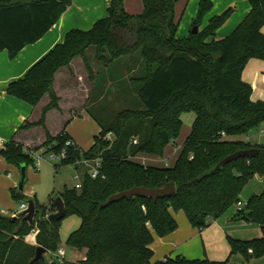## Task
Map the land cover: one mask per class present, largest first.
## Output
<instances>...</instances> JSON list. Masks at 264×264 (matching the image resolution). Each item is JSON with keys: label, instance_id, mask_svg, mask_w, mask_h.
Instances as JSON below:
<instances>
[{"label": "trees", "instance_id": "1", "mask_svg": "<svg viewBox=\"0 0 264 264\" xmlns=\"http://www.w3.org/2000/svg\"><path fill=\"white\" fill-rule=\"evenodd\" d=\"M73 0H0V53L7 50L11 59L29 44L40 40L61 18ZM179 0H143L140 14H130L124 0H110L108 16L97 20L88 30L73 29L65 40L34 64L23 77L6 87L9 95L36 106L45 95L38 122L46 128L49 110L59 108L54 90L56 73L81 56L93 75L86 50L95 46L97 56L114 64L140 51L143 69L131 78L136 84L138 104L118 111L114 119L95 117L100 132L89 150L66 147L67 157L55 164L77 165L83 158L101 157V175L92 178L85 170L81 189L64 186L59 192L67 214L78 215L81 225L73 231L67 244L83 251L79 261L40 260L31 263L36 249L57 252L61 243V220L46 221L56 211L52 196L41 205L36 196L34 222L17 219L0 212V264H226L205 259H188L182 255L153 261L151 245L155 236L166 237L178 229L173 212L183 211L191 225L200 230L212 220L237 206L241 194L255 177L264 178V144L230 139L248 134L264 121V100L252 99V86L243 80V71L253 59H264V0H248L250 12L226 37L216 39V31L225 25L235 8L229 7L211 18L199 32L185 38L177 36ZM212 0H200L192 27H201L212 10ZM212 38V39H211ZM105 55H107L105 58ZM129 65V64H128ZM98 99H95L97 102ZM194 112L195 120L184 141L176 163L171 167L145 165L133 158L140 153L163 155L167 145L179 136L182 114ZM114 138L109 139L108 135ZM137 139V143H134ZM73 140L66 129L56 136L46 129L42 147L60 152ZM259 148L252 157L239 158L213 171L226 156L239 150ZM30 148L15 140L0 147V154L19 170L35 166ZM36 167V166H35ZM174 182L176 192L166 198L122 199L103 206L113 194L135 186L159 188ZM17 189L13 197H17ZM235 220L256 223L262 235L243 240L227 236L231 256L240 254L245 261L264 256V191L253 194ZM37 229L36 244L26 237Z\"/></svg>", "mask_w": 264, "mask_h": 264}, {"label": "crops", "instance_id": "2", "mask_svg": "<svg viewBox=\"0 0 264 264\" xmlns=\"http://www.w3.org/2000/svg\"><path fill=\"white\" fill-rule=\"evenodd\" d=\"M183 1L186 6L187 0ZM194 1H198L197 6H199L200 0ZM212 1L214 2V6L203 18L200 28H203L204 25L208 24L211 18L222 13L227 8H235L234 13L231 15L227 23L216 31L214 35V38L216 39L229 35L251 10L248 0ZM178 2L176 3V17ZM124 4L125 9L130 14H140L144 9L143 0H124ZM109 6L110 0H73L71 5L61 16L60 20L40 40L24 47L16 58L11 59L7 50H3L0 53V147L11 140H15L23 144L25 148L38 149V147L46 140V129L53 136H56L59 132L66 129L74 142L84 150H89L94 145L95 136L101 129L98 123L97 128L96 126L95 129L92 128V133L89 136H83L82 133L76 132L71 124L74 123L78 117H82L84 113L86 114L88 112L87 110H82L78 115H75V117L66 119L65 114H62L58 109H53L48 111L46 115V128L40 125H34L22 129L21 126L27 122L35 123L40 120L43 107L50 101L49 96L45 95L38 105L33 106L25 100L9 95L6 92V87L10 82L23 77L25 73L42 57L51 51L57 44L62 43L69 31L73 29L88 30L97 20L107 17ZM204 19L207 20H205L206 24L203 23ZM61 74L65 76L70 75V73H67V70L61 68L56 73L54 82L59 81ZM69 79H71L70 76L68 80ZM76 82H80V80L77 79ZM94 82H96V79ZM56 91H59L60 93L58 92V94L61 95L60 90ZM54 115L56 116L53 120L52 117ZM86 115H89L87 118L90 119L87 121L92 123L91 121L93 117L90 116V114ZM90 137H93V139ZM230 139L245 140L253 144H264V139L257 141L254 138H250V135L246 134L233 136L230 137ZM144 154L145 153H140L133 159L143 163L147 159L142 156ZM141 157L144 159L140 160ZM152 164L153 166L159 165L154 162L145 165ZM166 164H168V167L174 165L165 161L159 166L167 167ZM19 180L20 170L16 166L8 163L0 154V212L5 215L10 216V214L17 208V201L13 197V191L16 189L18 191ZM251 183H253V191L245 197L243 196L246 193L245 190H243L241 194V199L244 197V201L246 202L253 194H259L264 191L263 177L255 176L246 187H250ZM232 208L220 218L212 220L211 224L202 230L193 227L183 211L173 212L179 225L178 229L163 238L155 236V241L151 245V248L155 253L153 261L182 255L188 259L208 258L219 262L229 260L226 264H229L231 260H233L235 264H261L260 261L264 259V256L251 259L248 262L245 261L240 254L231 256V246L227 238L228 235L243 240L257 238L262 235L261 228H248V225L251 224V222L235 220L234 215L238 207L236 206L235 210ZM82 253L83 256L81 259H84L86 251L83 250Z\"/></svg>", "mask_w": 264, "mask_h": 264}, {"label": "rangeland", "instance_id": "3", "mask_svg": "<svg viewBox=\"0 0 264 264\" xmlns=\"http://www.w3.org/2000/svg\"><path fill=\"white\" fill-rule=\"evenodd\" d=\"M197 5L198 1L187 0V5L185 6V2L179 0L177 7V20L179 21L177 36L179 38L189 36L193 30L194 27H192L191 21L196 18L198 11ZM205 20L206 19H204L203 22L204 24H206ZM86 56L93 75L90 74L81 56H76L69 66L63 67L70 75L65 76L61 74L59 81L54 82V90L59 98V108L54 109H58L62 114H65L66 119H70V117H75V115H78L82 110H87L88 108L94 113L95 117L103 121H108L114 119L115 115L121 109L136 107L138 104L135 92L136 84L131 78L140 75L144 67V61L140 51L135 52L132 57L127 56L114 64L107 65L105 59H100V57L97 56V48L94 45L86 50ZM106 56L107 55H105V58L108 57ZM69 76L71 79L68 80ZM77 79H79L80 82H76ZM95 79L96 82H94ZM243 80L252 86V99L254 101L264 100V59H251L243 71ZM56 90H60L61 95H59V91ZM95 99H98V101L95 102ZM90 113L91 112L88 111L86 114ZM86 114L84 113L82 117H76L77 119L74 123H71L75 131L82 133L83 136L91 135L92 128L95 129V126L97 128V121L95 118L93 117L92 123H90V121H87L90 120L87 118L89 115ZM55 116L56 115L52 117L53 120ZM90 116L92 115L90 114ZM195 117L196 114L194 112L183 113V126L178 138L165 147L163 155H142L149 159H146L143 163L151 164L154 162L155 164L162 165L165 161H168L170 164H174L181 152L184 140L190 134ZM262 129H264V121L250 130L246 135H250V138H254L257 141L264 139ZM90 138L93 139V137ZM108 138L113 139L114 135L109 134ZM43 143L38 149L44 147H42ZM141 159L144 158L141 157L140 160ZM56 163H58V161H48L45 159L41 162L39 167H35L34 165L28 167L25 186L22 191L25 195V199L16 200V209H18L22 201L26 202L27 199H34L35 196L41 205H47L50 202V198L52 196L57 197L64 186L73 188L77 183L82 181L83 174L86 170L84 166L64 165L56 169ZM252 186L253 183H251L250 187L248 186L244 189L246 192L243 195L244 197L253 191ZM244 197H242L241 200L244 201ZM235 207L236 206L232 209L235 210ZM80 225L81 218L78 215H69L61 222L60 247L64 248L66 252L64 261H79L83 256L82 251L72 248L67 244L69 235L78 229ZM248 228L258 229L260 226L256 223H251L248 225ZM45 257L49 261L56 259L55 254L53 255L51 252H47ZM260 262L264 264V259ZM229 264H235V262L231 260Z\"/></svg>", "mask_w": 264, "mask_h": 264}, {"label": "water", "instance_id": "4", "mask_svg": "<svg viewBox=\"0 0 264 264\" xmlns=\"http://www.w3.org/2000/svg\"><path fill=\"white\" fill-rule=\"evenodd\" d=\"M200 30V27L198 25L194 26L192 33L196 34ZM259 153V148L253 147L250 149L245 150H239L237 152H234L228 156H226L224 159H222L213 169L219 170L223 167H225L227 164L244 157H254ZM27 176V167L22 166L20 170V180L18 184V193L17 197L19 199H25V195L22 193L25 181ZM176 192V185L174 182H169L163 187L159 188H147L145 186L141 187H133L129 190H125L122 192L115 193L111 195L106 202L103 204V206H108L109 204L122 200V199H131L133 197H145L153 200H158L159 198H166L172 196ZM26 202L28 203V208L18 214V216H14L13 219H17L20 216L24 217V220L30 222L31 224L34 222L36 217V205L35 201L33 199H27ZM54 206L56 208V211L51 213L47 218L46 221L50 222L51 220H61L65 218L67 211L65 207V203L62 200L61 196H57L54 201ZM48 252V250L42 246H38L36 249L35 257L32 259L31 263L38 262L40 260H46L45 254Z\"/></svg>", "mask_w": 264, "mask_h": 264}, {"label": "built area", "instance_id": "5", "mask_svg": "<svg viewBox=\"0 0 264 264\" xmlns=\"http://www.w3.org/2000/svg\"><path fill=\"white\" fill-rule=\"evenodd\" d=\"M262 133H264V130H262ZM134 143H137V139H134ZM71 145H76L74 141L69 140L66 142L65 147L60 151L56 152L50 147H43L39 149H29V153L31 154L32 158L35 161V166L39 167L41 162L45 159L52 160V161H61L62 159L67 157V152H66V147L71 146ZM77 165L84 166L85 169L87 170V173L92 177V178H97L98 176L101 175V169H102V159L101 157H96L93 159H87L83 158L81 160L77 161ZM168 166V164H166ZM77 189H81L82 187V181L80 183H77L75 186ZM247 205V202H244L243 200H240L237 203V207L239 209L245 208ZM28 208V203L22 201L18 209L14 210L10 214L11 217L18 216V214ZM38 233L37 229H34L27 237L26 241L31 244H36V234ZM52 253V252H51ZM55 254L56 259L59 262H63L65 259V249L60 247L57 252H54L53 255ZM53 260V259H52Z\"/></svg>", "mask_w": 264, "mask_h": 264}]
</instances>
